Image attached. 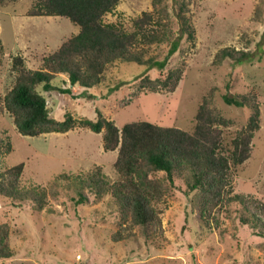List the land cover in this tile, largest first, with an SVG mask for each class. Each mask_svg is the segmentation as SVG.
Segmentation results:
<instances>
[{
  "label": "rangeland",
  "instance_id": "374dc122",
  "mask_svg": "<svg viewBox=\"0 0 264 264\" xmlns=\"http://www.w3.org/2000/svg\"><path fill=\"white\" fill-rule=\"evenodd\" d=\"M32 4L33 0H0V138L5 144L0 148V172L23 164L19 193L0 191V225H7L13 250L10 257L0 258V264H264V236L257 233L262 227L243 222L245 209L235 200L207 207L203 217V193L189 188L188 170L176 173L174 183L161 170L149 173L165 190L158 201L161 234L147 238L135 226L134 236L111 239L125 223L110 192L96 195L87 180L97 170L110 181L117 177V148L104 150L102 132L78 124L64 132L23 135L4 106L15 80L13 56L21 55L28 68H42L43 58L79 30L64 16L28 14ZM144 11L169 24V37L149 44L146 58L162 60L179 38L165 65L117 59L105 66L97 84L87 88L72 85L66 73L58 72L51 82L71 92L37 87L50 115L63 119L69 112L78 120L96 119L100 110L118 127L149 120L191 132L198 106L206 99L226 120L218 127L223 142L230 145L252 108L249 103H228L224 95L249 97L259 108V127L250 155L231 167L227 188L230 195H251L264 202V0H119L103 21L132 31L133 21ZM228 47L248 55L240 63L220 58ZM176 67L181 77L173 90L141 85L142 76H164Z\"/></svg>",
  "mask_w": 264,
  "mask_h": 264
},
{
  "label": "trees",
  "instance_id": "16d2710c",
  "mask_svg": "<svg viewBox=\"0 0 264 264\" xmlns=\"http://www.w3.org/2000/svg\"><path fill=\"white\" fill-rule=\"evenodd\" d=\"M119 0H33L28 14L58 15L67 17L78 25L79 30L65 39L59 47L43 58L42 68L31 69L24 64V59L17 54L12 58L15 80L4 96V106L13 115L14 123L23 135H38L43 132H64L75 125L88 127L95 132H102L104 150L117 148L113 162L117 177L109 178L94 171L87 185L96 195L109 191L116 203L122 223L111 234V239L118 241L135 235L138 226L145 237L162 233V208L158 201L164 199L165 190L158 181L149 178V173L163 171L170 183L176 173L189 171V188H197L203 193L201 215H206L207 207L218 203L238 201L245 209L241 215L243 222H249L264 236V202L244 194L230 195V169L241 164L250 155V142L255 129L259 127V108L251 98L241 96L232 98L224 95V100L236 105L249 103L252 108L246 125L232 138L230 145L223 142L220 123H226L218 113L208 105L206 99L198 106L195 113L193 131L178 126L162 125L149 120H134L118 127L103 112L97 111L96 119H76L65 112L63 119L50 115L47 99L37 87L55 88L51 80L58 72L67 74L69 82L82 87H92L102 79L105 66L114 60L133 61L139 64L159 65L162 67L167 57L177 49L179 38L172 42L168 53L162 60L145 57L148 45L169 37V24L159 18H153L151 12L144 11L133 21L134 29L126 31L120 24L104 22L103 16L111 12ZM179 18L184 15L179 14ZM155 22L157 26H153ZM182 22L181 31L187 28ZM1 48V43H0ZM248 55L247 51L222 49L220 58L229 57L236 63ZM181 77L180 68L169 69L163 76L155 78L142 76L141 85L155 89L157 86L173 90ZM62 92H71L68 86L57 87ZM0 138V148L4 146ZM8 145V144H7ZM22 163L0 172V191L11 196L19 193V176ZM156 181V182H155ZM228 187V188H227ZM42 191L38 194L42 199ZM82 201L83 196H80ZM134 225V226H133ZM13 254L9 243L6 224L0 225V258Z\"/></svg>",
  "mask_w": 264,
  "mask_h": 264
}]
</instances>
